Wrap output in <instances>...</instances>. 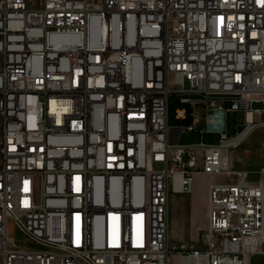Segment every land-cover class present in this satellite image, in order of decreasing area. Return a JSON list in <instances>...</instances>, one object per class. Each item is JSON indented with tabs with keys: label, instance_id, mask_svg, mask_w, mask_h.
Segmentation results:
<instances>
[{
	"label": "built area",
	"instance_id": "built-area-1",
	"mask_svg": "<svg viewBox=\"0 0 264 264\" xmlns=\"http://www.w3.org/2000/svg\"><path fill=\"white\" fill-rule=\"evenodd\" d=\"M227 109L264 111V0H0V264H246L264 180L232 163L264 119L229 133ZM198 173L228 178L171 244L170 191Z\"/></svg>",
	"mask_w": 264,
	"mask_h": 264
},
{
	"label": "rangeland",
	"instance_id": "rangeland-1",
	"mask_svg": "<svg viewBox=\"0 0 264 264\" xmlns=\"http://www.w3.org/2000/svg\"><path fill=\"white\" fill-rule=\"evenodd\" d=\"M41 0H27V3L30 7L38 6ZM180 94H174L170 97L169 100V118L170 123L172 125L178 124L180 119L176 117L177 109L181 107H185L187 109L191 108V104L180 103L181 100ZM226 108L229 107V103L225 105ZM196 110L201 115L204 113L203 106L197 105ZM264 119V111L263 110H255V109H248L244 110H230L227 109L226 112V121H227V128L229 133L236 132L238 129L242 127L243 124L247 122H256L260 123ZM185 123H188V119L182 120ZM199 127L204 126V121H201L197 124ZM181 142H198V141H211L216 142L218 140L217 136H209L208 134L202 135L198 132H187L184 133L181 137ZM264 128L258 127L255 129L251 135L236 149V156L241 158L243 161H234L232 163L233 168L238 169H246L249 172V176L253 180H264ZM219 179L226 178L225 174H217ZM228 178V177H227ZM9 228H10V235L16 238V241L20 244L21 247H25L28 249H40L41 245L30 241L18 225L15 223L13 219L9 221ZM264 246V243H263ZM262 246V248H263Z\"/></svg>",
	"mask_w": 264,
	"mask_h": 264
},
{
	"label": "crops",
	"instance_id": "crops-1",
	"mask_svg": "<svg viewBox=\"0 0 264 264\" xmlns=\"http://www.w3.org/2000/svg\"><path fill=\"white\" fill-rule=\"evenodd\" d=\"M218 180L220 179L216 175L198 173L192 191L171 189L168 233L171 244L181 240L197 239L201 231L207 227L210 183ZM178 260V257L173 255L170 262L178 264ZM246 264H264V246L261 251L250 255Z\"/></svg>",
	"mask_w": 264,
	"mask_h": 264
},
{
	"label": "bare ground",
	"instance_id": "bare-ground-1",
	"mask_svg": "<svg viewBox=\"0 0 264 264\" xmlns=\"http://www.w3.org/2000/svg\"><path fill=\"white\" fill-rule=\"evenodd\" d=\"M263 172H264V168H263ZM263 235H264V234H263ZM263 237H264V236H263ZM263 243H264V242H263ZM262 246H263V245H262ZM261 250H262V247H261ZM261 250H260V251H261Z\"/></svg>",
	"mask_w": 264,
	"mask_h": 264
}]
</instances>
